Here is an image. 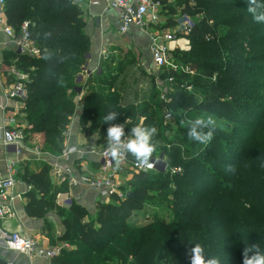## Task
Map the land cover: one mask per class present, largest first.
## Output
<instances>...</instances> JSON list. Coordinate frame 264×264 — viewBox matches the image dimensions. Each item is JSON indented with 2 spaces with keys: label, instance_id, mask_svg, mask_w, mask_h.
<instances>
[{
  "label": "trees",
  "instance_id": "trees-1",
  "mask_svg": "<svg viewBox=\"0 0 264 264\" xmlns=\"http://www.w3.org/2000/svg\"><path fill=\"white\" fill-rule=\"evenodd\" d=\"M161 1L163 6L169 4V0ZM176 1L181 14H200L202 18L185 36L191 47L172 51L175 62L195 74L168 67L160 73L159 79L169 88V78L173 79L168 103L161 98L158 80L138 66L131 51L116 54L102 62L100 71L76 82L87 65L91 39L85 31L83 9L75 0H7L8 23L19 29L24 21L30 22L32 38L42 50L38 58L20 56L17 64L19 70L29 74L24 99L29 131L43 132L48 147L60 153L64 132L80 106L83 131L89 135L97 132L98 143L103 146L108 144L110 124H123L124 137H131L135 126H154L157 132L151 142L159 139L164 144L162 155L168 158L170 167L174 166L158 171L165 176H151L147 170L135 173L122 187L126 196L99 201L90 221H84L87 210L71 203L66 231L59 239L74 248L63 249L53 257L54 264H161L164 259L169 264H190L189 249L196 243L203 246L206 258L218 257L221 264H243L246 245L257 243L264 251V138L249 173L245 165L237 172H218L223 165L214 155L219 151L225 162L235 164L233 136L253 122L260 109L264 81L255 76L264 73V23L254 21L248 11L249 0ZM257 3L264 5V0ZM165 8L173 14L177 10L173 6ZM258 11L264 12V7ZM143 76L151 79L145 86ZM189 86L203 97L199 99ZM86 87V94L76 104L79 88ZM254 90L259 91L256 98L246 96ZM168 107L178 129L172 137V118L165 117ZM113 111L118 113L116 119L105 122L104 117ZM209 115L216 122L212 140L205 145L189 139L187 121ZM238 154L245 158L244 150ZM129 157L136 160L131 153ZM155 157L153 152L151 158ZM223 173L232 175V180H222ZM241 174L248 182L239 185ZM24 177L32 185L27 194L29 215L44 216L56 207L54 199L63 188L52 186L46 169L28 171ZM169 181L176 190L169 188ZM204 182V189H196ZM128 192L134 195L127 198ZM238 192L246 198L248 195L254 209L245 215L228 214V203L235 198L244 201L237 197ZM159 196L172 197L177 218L132 226V216L150 197ZM191 209L195 211L192 216Z\"/></svg>",
  "mask_w": 264,
  "mask_h": 264
},
{
  "label": "crops",
  "instance_id": "crops-1",
  "mask_svg": "<svg viewBox=\"0 0 264 264\" xmlns=\"http://www.w3.org/2000/svg\"><path fill=\"white\" fill-rule=\"evenodd\" d=\"M98 1V5H92L85 0H75V3L83 9L87 23L85 31L91 39L87 62L88 73L100 71L102 62L108 61L111 57L117 56L116 54H120V52L128 53L133 49L132 53L136 56L138 66L150 73V69L153 66L152 40L155 36L174 28L175 25L173 26V23L175 24L176 18L181 14V9L176 4L177 1L169 0V4L162 5L163 9L160 12L157 23H148L144 27L134 25L126 34L119 32L120 22L115 10L108 6L107 0ZM168 6L176 8V13H169V9L165 8ZM170 18H172V25L169 24ZM7 25L16 31L15 37L6 34L5 27ZM20 29L21 26L19 29H15L8 23L5 11L0 15V125H5L6 127L29 125L25 111V101H23V98L10 96V91L18 80H22L26 86L25 83L29 78V74L17 68L20 56L26 55L21 54L18 50L17 38H19ZM188 42L189 40L186 37H182L170 45L174 49H188ZM41 54L42 50L39 56L31 57L38 58ZM14 69L24 75V78L20 79L13 74ZM150 75L155 76L152 73ZM86 77L87 75L84 74L83 80ZM87 90L88 87L79 88L80 93L74 99L76 104H79ZM25 93L27 97L26 87ZM80 114L81 110L78 109L64 132L63 150L69 146H75L86 152L84 154L75 152L66 162L73 166L76 176H92L98 171L100 161L98 152L102 149L103 144L98 143L97 134L89 135L83 131L79 122ZM9 121H13V123L10 124ZM29 129H25V132L27 130V138L23 148L19 151H8L0 140V176H7L9 164L12 162L16 173V184L12 192L15 216L2 219L0 227L10 232H20L31 236L36 242L37 251L40 248L51 249L66 243L59 238L66 231L65 218L70 208L69 200L87 210L89 214L84 218V221H90L96 214L99 199L96 192L91 188L82 184H75L69 177L64 179V177L54 176L52 165L55 159L61 156L63 150L60 153L53 151L46 144L43 132L33 133ZM37 147H39V152L36 151ZM42 169H46L49 177L51 176L52 186L63 188V191L59 192L54 199L56 207L50 209L44 216H32L28 214L26 209V205L29 202L27 194L32 190V185L24 179V176L28 171L35 173ZM119 173L120 181L123 186H126L131 179V174L124 170ZM73 248L74 246H71L69 249ZM36 251L31 255L12 251L0 239V262H11L12 264H54L53 258L41 256Z\"/></svg>",
  "mask_w": 264,
  "mask_h": 264
},
{
  "label": "built area",
  "instance_id": "built-area-1",
  "mask_svg": "<svg viewBox=\"0 0 264 264\" xmlns=\"http://www.w3.org/2000/svg\"><path fill=\"white\" fill-rule=\"evenodd\" d=\"M92 5H98V0H85ZM108 6L115 10L118 20L120 22L119 32L126 34L130 31L132 26L144 27L148 23H157L159 21L160 12L162 9L161 0H107ZM7 5V0H0V15L5 11ZM176 23L173 29L167 30L160 35H157L152 40L151 52L153 55V66L150 72L156 76L158 80L159 87L161 90V98L166 102H170L171 99L168 97L169 89L167 85L163 84V81H159L160 73L163 68L168 67L173 70L188 72L190 74H195L194 70H190L188 66H182L175 62L172 51L174 48L171 47V43L179 40L182 37L188 35L195 24L198 23L195 16L180 14L176 18ZM5 32L8 36L15 37L16 31L9 25L5 27ZM18 50L21 54H26L30 56H39L41 49L32 38L30 32V22L24 21L21 25L19 32V38H17ZM153 71V72H152ZM15 74L20 79L24 78L17 70H13ZM88 75V67L84 66L83 72L77 77V82L82 81L83 77ZM170 87L172 88L173 79L169 78ZM192 87L189 86L188 89ZM11 97L26 98L25 85L22 80H18L12 90L10 91ZM165 117L167 119L172 118L171 111L168 108L165 110ZM13 123V121H9ZM27 126H17V127H6L5 125H0V140L4 145L5 149L8 151H19L23 148V144L27 138L25 132ZM131 137H124L122 139L127 140ZM39 152V147L36 148ZM75 152L86 153L82 149L69 146L63 150L61 156L55 159L52 165V171L54 176L69 177L75 184L85 185L97 194L99 201L110 200L112 196H117L123 199L126 196V192L123 191V183L120 181L121 171H127L128 173H140L141 171L147 170L146 166L140 164L136 160H130L129 153H125L122 156L121 163L117 165L115 159L111 156L108 144L103 146L98 152L100 155L99 168L98 171L92 176L74 174V169L72 165H69L66 160ZM150 163L154 166L155 164H162L161 160L156 158H150ZM153 166V167H154ZM180 171L181 168H177ZM174 170V171H176ZM16 173L14 168V163L9 164L8 174L5 177L0 176V221L5 218H12L15 216V210L13 207L14 196L12 195L13 189L16 184ZM0 239L4 242L5 246L12 251L24 253L31 255L36 251L35 240L28 235L22 234L20 232H10L2 227H0ZM68 243H64L60 246L47 249L40 248L37 249V254L45 256L47 258H53L61 253L63 249L70 248ZM0 264H12L11 262H0Z\"/></svg>",
  "mask_w": 264,
  "mask_h": 264
},
{
  "label": "rangeland",
  "instance_id": "rangeland-1",
  "mask_svg": "<svg viewBox=\"0 0 264 264\" xmlns=\"http://www.w3.org/2000/svg\"><path fill=\"white\" fill-rule=\"evenodd\" d=\"M195 18L199 22L200 19L202 18V15L198 14L195 16ZM222 32H223V30H222ZM188 47L189 48L191 47L189 45V42H188ZM133 50H131V52ZM85 67H86V65H85ZM150 73L148 72V74H150ZM122 77L123 76H120V79ZM255 78L259 81H264V73L257 74L255 76ZM150 80L151 79L143 76L142 85H144V86L147 85ZM163 84H165V83H163ZM169 89H171V88H169ZM189 90L192 91L193 89L191 88ZM69 92H71V91H69ZM193 92H194L193 94H195L199 99L203 97L199 90H195V91L193 90ZM258 93H259L258 90H254L252 93H246V96L250 97V98H256ZM256 101H258V100H256ZM260 104H261L260 109L256 110L257 114L254 116V121L246 124L244 126V128L241 129L242 131H240V133H238L237 136H233L234 148L236 150V152H234V153H236L235 154L236 155V159H235L236 163L232 164V166L235 168L234 172H237L242 166L245 165V169L249 173L250 172L249 170H252V166H251L252 163H254V161L256 162L258 160L257 157L259 158L260 149L263 146V143H262V141H260V139L264 138V97H262ZM78 109H80L82 112V108H80V106H78ZM72 117H74V116H72ZM170 122L173 125L172 135H170V137H172V136L177 134L178 129L176 127L177 125H176L174 118H172V120ZM95 134H97V132ZM151 143L155 146V150H154V153L156 155L155 158L157 160H161L162 164L161 163L155 164V166L153 168L147 169V171L150 173L151 176H158V175L159 176H165V175H160L158 173V171L159 172H160V170L162 171L163 168H165V170L167 171V169L169 170L171 168H174V166L170 167L168 164V158L165 157L164 155H162L163 154V152H162L163 147L162 146L164 144H162V142H160L159 139L152 140ZM240 150H244L246 153L245 158L243 160L241 159V154H238V152ZM214 155L219 160L218 164L223 165L222 167L218 168L219 169L218 172H221L220 170H222V169L226 170V166H228L230 164L225 162L224 159L221 158L219 151H218V153H214ZM242 163H244V164H242ZM192 166H193V164H188V167H192ZM134 174L135 173H131V178L133 177ZM253 174H255V176H257V177L259 176V173L257 172L256 169L253 170ZM167 175L168 174H166V176ZM221 177H222V180L224 179L225 182H230L232 180V175L229 176V175L223 173V174H221ZM239 179H241L240 182L238 180L239 185H241L242 182H248L247 180H245V177L244 178L242 177V174L240 175ZM206 186H207V182L200 183V184H197L196 189L198 188V190H202ZM246 186H248V185H246ZM169 188L171 190H176V186L174 185L173 181H169ZM187 190H189L188 187H187ZM237 197H239L240 199L244 198V201H239L235 198V201L228 203L227 208H226L227 211L229 210L228 214H230V213L233 214L234 212H236L237 214L245 215L246 213H249L250 211H252L254 209V206L251 204L250 200L248 199L249 198L248 195L246 198V197H243L242 193L238 192ZM171 200H172L171 196H169V197L168 196L167 197L159 196L156 198L150 197L148 199V201L144 204V207L138 213H136L135 215L132 216L131 225L132 226H141L143 224L154 222V221H156V219H159V218H163L167 222L173 221L175 218H177V216H175V210L172 207L173 205L170 202ZM238 201L240 202V204ZM71 202L74 203L72 200H69L68 204H71ZM194 212H195L194 209H191L189 211V215L190 216L194 215ZM161 264H169V263L167 262V259H164L161 261Z\"/></svg>",
  "mask_w": 264,
  "mask_h": 264
},
{
  "label": "clouds",
  "instance_id": "clouds-1",
  "mask_svg": "<svg viewBox=\"0 0 264 264\" xmlns=\"http://www.w3.org/2000/svg\"><path fill=\"white\" fill-rule=\"evenodd\" d=\"M264 7L258 4L257 0H249L248 11L252 13L253 19L257 23H264V12L258 9ZM118 113L113 111L104 117L105 122H112L116 119ZM181 123H184L183 121ZM215 119L209 115L207 118L198 117L194 120H188V137L201 144L207 145L213 138ZM209 129L208 131H204ZM157 129L152 127L135 126L131 129V138L124 140L125 129L123 124H110L107 129V140L111 156L115 159L117 165L121 163L123 154L131 153L137 162L146 166L147 169L153 168L150 158L155 150V146L151 143L153 135ZM226 170L234 172L232 165L226 166ZM190 264H221L218 257L205 256V249L200 243L194 244L189 249ZM243 264H264V251H261L259 244L246 245L243 250Z\"/></svg>",
  "mask_w": 264,
  "mask_h": 264
},
{
  "label": "water",
  "instance_id": "water-1",
  "mask_svg": "<svg viewBox=\"0 0 264 264\" xmlns=\"http://www.w3.org/2000/svg\"><path fill=\"white\" fill-rule=\"evenodd\" d=\"M134 195V193H132V192H128L127 193V198H129V197H131V196H133Z\"/></svg>",
  "mask_w": 264,
  "mask_h": 264
}]
</instances>
